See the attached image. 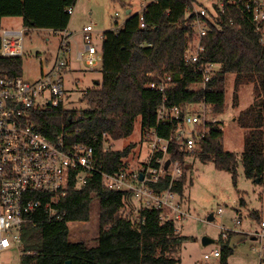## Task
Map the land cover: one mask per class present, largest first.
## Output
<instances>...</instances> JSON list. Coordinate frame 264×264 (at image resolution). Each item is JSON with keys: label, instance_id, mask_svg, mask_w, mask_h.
Returning a JSON list of instances; mask_svg holds the SVG:
<instances>
[{"label": "trees", "instance_id": "trees-1", "mask_svg": "<svg viewBox=\"0 0 264 264\" xmlns=\"http://www.w3.org/2000/svg\"><path fill=\"white\" fill-rule=\"evenodd\" d=\"M77 1L0 0V22L5 17H21L28 31L64 32L72 17L68 9ZM225 1L224 11L216 5V24L209 22L202 39L205 46L202 60L220 67L205 87L191 88L201 80V74L184 60L196 35L193 26L196 14L187 9L191 1L157 0L150 2L142 14L145 28L140 25L141 15L134 13L119 28L103 33L101 78L83 91L85 108L67 109L61 104L33 111V120L51 138L65 127L71 143L95 147L97 165L103 171L119 173L127 165L124 159L136 145L130 143L120 150L105 149V141L129 137L138 117L142 138L150 131L167 137L176 124L158 122V109L163 103L180 106L204 102L214 113H224L227 78L234 74L236 91L243 84H253L255 91L254 101L238 117L240 127L247 131L241 155L244 172L247 178H264V29L257 31V22L245 7V0H234L232 4ZM22 63V56L0 55V76L22 75ZM149 73L155 76H148ZM166 75H171L172 80L164 101V92L149 84L160 82L158 76ZM218 124H211L198 158L229 171L236 182L239 158L235 152L225 150L224 132ZM170 150H173L172 158L187 159L184 152L174 151V147ZM160 156L156 152L154 162ZM188 169L187 166L183 178L174 185L181 197ZM169 183L164 178L152 187L165 190ZM95 198L100 205L96 245L71 240L69 223L90 220ZM132 199L130 192L106 187L97 173L82 186L72 182L66 195L53 206V214L41 210L34 222L23 226L21 264H181L177 254L183 242L192 238L180 234L171 222L161 224L157 208L139 206L136 217L125 214L126 207L134 205ZM253 214L260 219L258 214ZM233 251L232 247L223 246L219 264H228ZM260 264H264V257Z\"/></svg>", "mask_w": 264, "mask_h": 264}, {"label": "built area", "instance_id": "built-area-1", "mask_svg": "<svg viewBox=\"0 0 264 264\" xmlns=\"http://www.w3.org/2000/svg\"><path fill=\"white\" fill-rule=\"evenodd\" d=\"M152 1L157 0H140L142 28L146 27L142 14ZM190 1L187 9H192L196 14L193 22L196 35L185 52L184 60L200 72L201 80L196 84L205 87L220 67L215 62L202 60L205 52L202 39L207 33L209 22L216 24V5L224 11L226 1L208 0L209 5L204 4L205 0ZM229 2L232 4L234 0ZM245 7L253 13L257 31L263 30L264 0H245ZM68 11L73 14L74 8L71 7ZM117 28L119 26L115 29ZM25 30H2L1 56L24 55ZM81 33L83 49L77 52L76 59L83 61L88 68L95 69L102 60V49L94 41L93 25H85ZM71 37L70 32L61 34L54 60L48 70L42 68L38 79L29 81L23 75L0 76V250L14 246L22 255L23 226L34 222L41 210L53 214V206L66 195L68 186L72 182L76 186H82L94 173L102 176L104 185L109 189L130 192L133 198L135 196L142 202L141 206L159 209L161 224L171 222L179 231L180 221L188 215L174 185L183 178L185 168L190 163L187 159L172 158L173 150L170 148L174 147V151L179 150L187 156L201 153L211 124L219 122L214 117L209 119L207 116L211 107L204 102L180 106L163 103L158 109V122L164 125L175 123V129L167 137L156 131L143 135L142 140L148 145V151L137 170L129 171L124 167L119 173H107L97 165L98 157L94 146L71 143L67 139L65 127L51 138L33 120V111L56 108L70 94L65 78L70 71ZM148 76L153 77L155 73H149ZM158 77L160 82L151 81L149 86L164 92L166 101L165 95L171 86L172 77ZM77 83L75 80L72 84ZM218 125L223 128L221 124ZM107 143L105 141V149L108 148ZM156 152H160L161 156L154 162ZM168 160L170 163L166 167ZM164 178L170 180L169 187L155 190L152 184L160 183ZM219 211L222 212V209ZM238 223L240 220L236 221L235 226ZM262 226L264 227V222ZM220 256L221 249H214L204 253L203 259L195 264H205L211 257ZM0 264L6 263L0 260Z\"/></svg>", "mask_w": 264, "mask_h": 264}, {"label": "rangeland", "instance_id": "rangeland-1", "mask_svg": "<svg viewBox=\"0 0 264 264\" xmlns=\"http://www.w3.org/2000/svg\"><path fill=\"white\" fill-rule=\"evenodd\" d=\"M204 4L209 5V1L205 0ZM129 7L139 13L140 0H78L73 7L68 26L69 32L72 33V53L75 54L73 50L80 45L81 31L85 25H93L94 41L100 46V36L106 30L120 27L128 16L126 9ZM20 29H25L21 17H5L0 22V35L2 30ZM60 39L61 34L55 31L25 30L22 56V75L25 79L34 81L43 69L48 70L56 56ZM100 69L101 62L95 70H90L85 76L80 75L77 70L69 71L65 79L70 94L64 100V108L83 109L87 106L82 98L83 91L101 78ZM234 79V74L228 75L224 113L216 114L211 109L207 116L209 119L214 117L222 125L225 150L238 155L237 180L234 182L232 173L217 169L213 162L201 161L197 154L187 156V162L190 164L186 170L184 195L180 201L188 215L180 221L179 232L192 239L183 242L177 254L181 264H195L203 259L204 253L221 249L225 245L234 249L228 264H260L261 258L264 257V178L251 179L245 175L241 155L247 131L238 123L241 111L254 101L255 91L253 84H243L236 91ZM75 80L78 83L72 84ZM198 87V84L191 85L193 89ZM143 141L141 118L138 117L134 132L129 137L111 140L106 146L120 150L130 143H135V148L124 159L127 169L135 171L147 155L148 145ZM132 203L134 205L127 206L124 213L130 216L134 214L136 217V208H139L142 202L134 196ZM99 209V200L95 198L90 220L69 223L71 240H83L90 246L96 245L99 234ZM253 213L258 214L260 219ZM211 214L214 219L209 221ZM237 220H240V223L235 226ZM204 236L214 239V242L203 245ZM20 256V250L14 246L0 250V260L6 264H20ZM219 260L220 258L211 257L205 264H219Z\"/></svg>", "mask_w": 264, "mask_h": 264}, {"label": "crops", "instance_id": "crops-1", "mask_svg": "<svg viewBox=\"0 0 264 264\" xmlns=\"http://www.w3.org/2000/svg\"><path fill=\"white\" fill-rule=\"evenodd\" d=\"M134 13H137V11H133V9L132 8H127L126 9V14L128 15L126 18H125V20L130 16V15H132V14H134ZM124 20V21H125ZM69 26V25H68ZM42 30H49V29H42ZM50 31H52V30H50ZM66 32H69V27H67V29L65 30ZM64 31V32H65ZM59 34H62L63 32H58ZM83 49V40H82V33H81V41H80V45H79V47H77L76 48V50H73V52L75 53V54H73L72 52H71V54H70V71H72V70H77L78 72H80V75H83V76H85V74L86 73H88L90 70L91 71H93V69H90V68H88L87 66H86V64L83 62V61H78L77 59H76V54H77V52L79 51V50H82ZM73 54V55H72ZM84 67V68H83ZM95 70V69H94Z\"/></svg>", "mask_w": 264, "mask_h": 264}, {"label": "water", "instance_id": "water-1", "mask_svg": "<svg viewBox=\"0 0 264 264\" xmlns=\"http://www.w3.org/2000/svg\"><path fill=\"white\" fill-rule=\"evenodd\" d=\"M96 82H99L98 80H96ZM169 163H170V161L168 160L167 162H166V167L169 165ZM214 219V216H213V214H211L209 217H208V220L209 221H211V220H213ZM214 242V239H212V238H210V237H208V236H204L203 238H202V243H203V245H208V244H211V243H213Z\"/></svg>", "mask_w": 264, "mask_h": 264}]
</instances>
